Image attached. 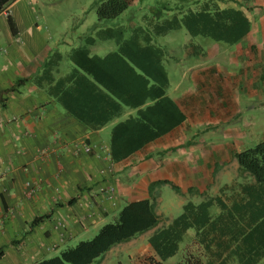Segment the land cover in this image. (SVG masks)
Listing matches in <instances>:
<instances>
[{"label": "crops", "instance_id": "crops-1", "mask_svg": "<svg viewBox=\"0 0 264 264\" xmlns=\"http://www.w3.org/2000/svg\"><path fill=\"white\" fill-rule=\"evenodd\" d=\"M207 2L170 5L174 11L160 19L131 14L110 26L99 21L72 42L64 34L55 38L40 24L35 0L5 6L0 13V264H36L60 255L94 229L114 223L129 203L151 199L150 186L158 181L175 184L194 201L188 203L212 200L206 225L188 231L173 258L183 259L190 244L192 260L201 264H264V185L237 163L228 170L222 152L191 156L190 164L177 160L189 154L187 143L199 151L197 142L188 140L199 126L192 117L195 103L186 99L194 98L199 73L213 67L222 73L225 61L218 54V43L224 42L192 34L184 25L187 11ZM248 7L241 9L250 32L233 45L245 51L248 46L253 54L241 64L242 82L261 84L264 0ZM254 11L261 17L256 36ZM175 16L179 27L167 28ZM182 28L183 43L172 49L175 41L169 45L164 38ZM173 70L179 75L174 84ZM187 79L189 91L180 93ZM125 122L116 143L135 150H123L127 157L115 160L113 132Z\"/></svg>", "mask_w": 264, "mask_h": 264}, {"label": "rangeland", "instance_id": "rangeland-1", "mask_svg": "<svg viewBox=\"0 0 264 264\" xmlns=\"http://www.w3.org/2000/svg\"><path fill=\"white\" fill-rule=\"evenodd\" d=\"M105 1L35 0L39 10L37 18L43 27L50 28V31L54 32L55 38H61L62 34H64L68 42H72L78 39L84 30L99 24L97 9ZM186 1L132 0V4L126 12L112 21H104L103 23L110 26L112 25L111 22H122L126 16H131V14L137 19L140 16H144L150 20L155 17V11L162 8L161 4L187 7ZM251 15L253 16L251 17L253 25L252 36H256L261 17L256 11L252 12ZM184 33H186L185 28L178 31L172 30L169 33L170 35L164 39H167L166 42L169 45L174 40L175 43H172L171 47L175 49L183 43ZM208 42H211V45H215L212 40ZM218 44L221 48L218 54H224L222 58H225L224 63L220 64L221 68H223L222 73L215 67H213L216 70L215 74L211 71V68L199 73L197 87L194 88L195 96L191 98L192 95L190 94L188 95L190 99H186L195 103L192 117L194 123L196 120L198 121L199 126V129H193L190 134L188 133V140L191 138L194 142H197L193 143V145L199 148L200 153H198L197 148L191 150L192 147L188 146L187 143L185 149L187 148L189 154H181L177 160H182L183 158L182 161L190 164L192 161V159L190 160L191 156L194 157L199 154L200 156H209L212 153L219 154V152H222L221 154L226 160L224 166L231 171L232 169L235 170L236 163L238 165L235 158L236 153L254 148L264 141V82L261 84L251 82L246 85L242 82L243 76L240 74L243 68L241 64L243 63L244 67V63L246 65V61L249 58L248 55H253L250 54L251 51L248 46H246L247 49L245 51V49H237L236 45ZM216 51L217 49H215ZM235 59H241L243 62H235ZM215 63L217 64L218 62L216 61ZM178 76L176 71L173 70L171 75L173 84L177 83ZM189 85L188 79L183 81L180 93L188 92ZM244 87L249 93L253 92L254 96L252 98H249V93H245ZM152 191L151 200L160 219L158 228L147 232L145 235H140L134 242L115 247L93 264H150L149 259L153 255L149 247V238L158 229L169 226L175 218L183 213L184 205L193 201L190 196L186 198L181 192L173 190L171 185H156ZM112 221L110 220V222ZM108 223L101 225V228ZM101 228L94 229L97 232L88 233L87 236H83L82 240L77 241L72 246H76L82 241L92 240ZM188 246L189 251L184 255L183 259L181 256L173 258L167 264H181V261L185 262L187 259L192 258L190 244Z\"/></svg>", "mask_w": 264, "mask_h": 264}, {"label": "trees", "instance_id": "trees-1", "mask_svg": "<svg viewBox=\"0 0 264 264\" xmlns=\"http://www.w3.org/2000/svg\"><path fill=\"white\" fill-rule=\"evenodd\" d=\"M14 0H0V13L5 6ZM195 11L189 9L184 17V25L192 34L208 35L217 42L235 44L250 32L251 23L241 8H248L252 0H208ZM132 4V0H106L97 9L99 21H111L126 12ZM225 4V6H223ZM162 8L155 11L158 19L167 12L174 11L169 4H162ZM250 10V9H249ZM10 28L14 31L15 23L12 16L7 13ZM169 29L179 27L177 17L173 22H168ZM215 74L216 70L211 68ZM213 89V88H212ZM128 123L118 125L113 132L112 154L115 160L127 157L123 150H135V148H122L117 145L116 137L121 130L127 128ZM128 152V151H127ZM239 169L249 174L255 181L264 185V141L243 152L235 154ZM171 185L173 190L179 192V188L168 181L155 182L150 187L152 196L153 187L156 185ZM212 206V200L195 205L188 203L184 206V212L166 228L158 229L150 238L149 244L155 252V256L149 259L150 264H164L179 252L180 243L191 229L203 227L208 222V209ZM160 224L159 216L151 199L129 203L120 212L114 223L102 227L99 233L90 241L80 242L77 246L68 248L60 255L41 261L36 264H93L104 257L112 248L122 243H127L137 236L157 229ZM3 252H0V257ZM181 264H201L198 260L187 259Z\"/></svg>", "mask_w": 264, "mask_h": 264}, {"label": "built area", "instance_id": "built-area-1", "mask_svg": "<svg viewBox=\"0 0 264 264\" xmlns=\"http://www.w3.org/2000/svg\"><path fill=\"white\" fill-rule=\"evenodd\" d=\"M87 151H89V150L87 149Z\"/></svg>", "mask_w": 264, "mask_h": 264}]
</instances>
